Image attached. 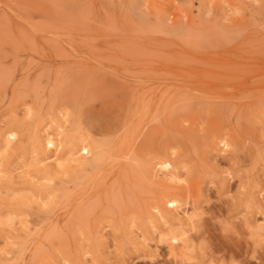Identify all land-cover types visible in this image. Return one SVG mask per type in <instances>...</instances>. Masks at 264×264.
<instances>
[{"label": "rangeland", "instance_id": "374dc122", "mask_svg": "<svg viewBox=\"0 0 264 264\" xmlns=\"http://www.w3.org/2000/svg\"><path fill=\"white\" fill-rule=\"evenodd\" d=\"M0 264H264V0H0Z\"/></svg>", "mask_w": 264, "mask_h": 264}, {"label": "bare ground", "instance_id": "6f19581e", "mask_svg": "<svg viewBox=\"0 0 264 264\" xmlns=\"http://www.w3.org/2000/svg\"><path fill=\"white\" fill-rule=\"evenodd\" d=\"M258 137V136H257ZM261 137H263V136H261ZM259 138V137H258ZM222 145H224V143L222 144Z\"/></svg>", "mask_w": 264, "mask_h": 264}]
</instances>
